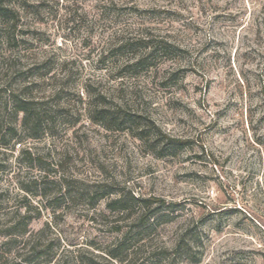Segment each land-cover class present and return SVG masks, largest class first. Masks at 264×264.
Wrapping results in <instances>:
<instances>
[{
  "label": "rangeland",
  "instance_id": "374dc122",
  "mask_svg": "<svg viewBox=\"0 0 264 264\" xmlns=\"http://www.w3.org/2000/svg\"><path fill=\"white\" fill-rule=\"evenodd\" d=\"M0 7V264H264V0ZM147 39L179 50L135 67ZM18 95L45 115L41 138ZM101 105L188 143L159 157L95 123ZM35 179L47 198L23 189Z\"/></svg>",
  "mask_w": 264,
  "mask_h": 264
},
{
  "label": "trees",
  "instance_id": "16d2710c",
  "mask_svg": "<svg viewBox=\"0 0 264 264\" xmlns=\"http://www.w3.org/2000/svg\"><path fill=\"white\" fill-rule=\"evenodd\" d=\"M1 10H3V14H7L9 10L7 8L0 7ZM142 40V39H141ZM144 43L143 47L146 53L135 60L134 66H140L144 64L149 57H154L157 53H167L171 54L175 52L176 50H179L178 47L171 43H167L163 40H153V39H147L145 41H142ZM135 43H127L123 42L120 47L121 48H127L130 46H133ZM102 107H96L94 110L93 119L94 122L97 124H101L108 130H131L134 132V136H136L139 140L147 142L149 145V148L151 152H153L155 155L159 157L167 156V155H173L177 153L180 149L185 148L188 141L182 140L176 137H173L166 132H164L158 125L155 123H142L141 120H139L134 115L128 113L127 111L123 110L122 108H109L105 107V105H101ZM14 112L16 115L22 114V120H23V127L28 132V136L31 138H41L42 135L46 132V129L42 126V120L45 115L43 113L37 111L34 104L29 101L26 98H22L20 95H18L17 98H15V104H14ZM1 144L3 146H7L8 144L4 141H1ZM37 188L35 191L31 189V187H23L24 190L27 192H30L31 194L35 196H41L47 198L50 193L46 191V189L39 184L38 179H35L32 182ZM41 189H38L40 188ZM43 188V189H42ZM104 195H99L96 197V200H100L103 198ZM132 199L136 202H139L142 204V206L147 205L148 200L132 197ZM155 202H158L157 207H155L151 213L153 215H157L160 217L161 213L159 210L161 209V206L164 205L163 199H155ZM131 202L130 198L123 199H115L108 203V207H111L113 210H127V205ZM171 205L174 207L176 206L175 203H171ZM57 208V207H56ZM150 213V211H149ZM148 213V214H149ZM145 216H148L146 213H142L140 218H145ZM29 217V221H30ZM169 220V219H167ZM190 245L192 244V241L189 240ZM185 244V239L183 238L180 240L175 247V251L178 252L180 249L182 250L183 246ZM122 245V244H120ZM189 244H186V246H190ZM119 247H117L115 250V253H112V257L116 260H120L123 262L122 259L119 257Z\"/></svg>",
  "mask_w": 264,
  "mask_h": 264
}]
</instances>
